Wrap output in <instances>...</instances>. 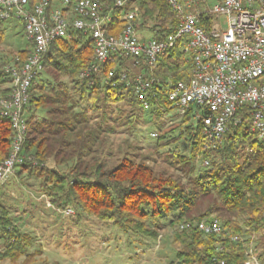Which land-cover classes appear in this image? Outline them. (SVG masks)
Masks as SVG:
<instances>
[{
  "label": "trees",
  "instance_id": "trees-1",
  "mask_svg": "<svg viewBox=\"0 0 264 264\" xmlns=\"http://www.w3.org/2000/svg\"><path fill=\"white\" fill-rule=\"evenodd\" d=\"M102 2L106 10L113 8V0ZM132 6L139 8L142 18L137 29L147 30L153 39L162 40L176 31L177 21L163 2L128 0L123 9H113L109 33L120 31V16ZM179 49L176 45L159 58L155 74L160 84L154 86L147 109L149 117L156 120L177 116L167 93L171 84L189 76ZM29 51L28 47L0 54V97L10 90V78L3 67ZM92 60V40L80 32L73 31L50 44L43 70L32 79L28 91L23 153L29 160L17 167V173L26 170L35 174L52 206L77 204L85 213L126 231L155 238L156 231L148 229L146 222H156L158 229L157 222L169 220L168 225L176 227V262L172 264H244L249 248L264 264V144L244 129L249 123L244 113L247 108L238 111L241 123L230 125L215 148L204 149L201 122L192 119V110L175 128L158 136L157 143L163 140L165 146L183 142L185 153L168 150L166 157L178 165L187 182L130 155L108 163L102 156L108 137L115 133L117 123L134 126L140 116L132 109L142 107L123 82L114 88L104 83L109 70L122 68L132 73L131 60L110 58L89 86L79 73ZM121 105L131 109L124 117H115L121 113ZM11 137L9 121L0 115V161L8 156ZM198 160L207 161V169L191 177ZM210 219H217L223 231L239 239L233 242L221 235H203L196 224ZM181 223L189 226L178 230ZM0 240L1 260L15 263L25 256L22 264H33L26 254L30 237L12 225L1 205Z\"/></svg>",
  "mask_w": 264,
  "mask_h": 264
},
{
  "label": "built area",
  "instance_id": "built-area-1",
  "mask_svg": "<svg viewBox=\"0 0 264 264\" xmlns=\"http://www.w3.org/2000/svg\"><path fill=\"white\" fill-rule=\"evenodd\" d=\"M159 1L177 21L176 31L162 40L138 34L142 18L137 6L121 14L120 31L108 32L113 9H123L128 0H113L110 10L102 0H0V28L8 21L21 22L30 49L24 58L16 56L3 67L10 90L0 97V115L9 121L12 137L8 156L0 161V186L29 160L23 143L31 81L43 70L50 44L73 31L89 36L93 43V60L79 78L90 86L110 58H127L132 62L130 72L132 68L139 72L109 70L104 83L114 88L123 82L143 110L149 108L154 86L160 84L155 74L159 58L179 45L189 76L170 85L167 100L179 119L192 110V119L200 120L204 149L221 145L229 126L241 123L237 114L243 107L249 119L245 131L264 144V0ZM63 212L72 213L69 208ZM188 226L181 223L178 230ZM196 227L205 236L239 239L223 231L217 219L201 220ZM246 257L244 264H260L251 248Z\"/></svg>",
  "mask_w": 264,
  "mask_h": 264
},
{
  "label": "rangeland",
  "instance_id": "rangeland-1",
  "mask_svg": "<svg viewBox=\"0 0 264 264\" xmlns=\"http://www.w3.org/2000/svg\"><path fill=\"white\" fill-rule=\"evenodd\" d=\"M138 34L147 38L150 33L147 30H139ZM26 48L28 43L22 23L15 20L3 23L0 28V54ZM119 109L121 113H115L114 116L120 115L122 118L131 108L121 105ZM132 110L140 118L136 117V123L132 127L125 121V123H117L115 133L108 137V142L104 146L103 158H107L108 163H113L124 155L134 156L135 160H145L154 170L180 176L183 182H187L188 177L177 168L178 165L172 164V161L170 162L166 157L168 150L185 153L183 142L165 146L163 145L165 142L160 139L162 141L157 143L158 136L175 128L180 119L177 116H164L156 120L154 117H149L148 111L139 106H135ZM206 169L204 162L198 160L194 164L191 177ZM17 171L15 168L13 175L0 186V205L6 210V217L8 214L12 225L16 226L21 234L30 237L31 245L26 250V254L31 263L172 264L176 262L177 244L174 242L176 227L169 226V220L157 222L158 229L155 227L156 222L148 220L146 227L156 231V237L151 238L120 229L111 222L100 221L93 215L85 213L74 203L67 207L72 213L65 215L63 211L67 208H57L50 204L41 188V181L35 174L31 175L26 170L19 173ZM2 252L3 243L0 240V255ZM24 260L25 256L20 257L15 263L8 259H0V264H22Z\"/></svg>",
  "mask_w": 264,
  "mask_h": 264
},
{
  "label": "crops",
  "instance_id": "crops-1",
  "mask_svg": "<svg viewBox=\"0 0 264 264\" xmlns=\"http://www.w3.org/2000/svg\"><path fill=\"white\" fill-rule=\"evenodd\" d=\"M129 63H132V62H129ZM130 67H131V64H130ZM132 72H133L134 74H136V73L139 72V69H134V68H132Z\"/></svg>",
  "mask_w": 264,
  "mask_h": 264
}]
</instances>
